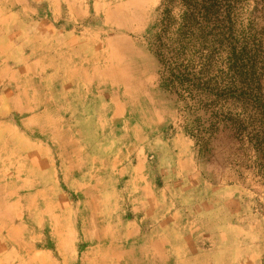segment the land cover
Returning a JSON list of instances; mask_svg holds the SVG:
<instances>
[{"label":"crops","instance_id":"crops-1","mask_svg":"<svg viewBox=\"0 0 264 264\" xmlns=\"http://www.w3.org/2000/svg\"><path fill=\"white\" fill-rule=\"evenodd\" d=\"M36 3L43 9L29 7ZM156 5L0 0V83L19 86L9 90L10 109L0 117L15 111L22 116L19 125L0 118V176L21 181L5 192L13 198L9 207L0 199V264H49L52 256L38 246H45L44 229L52 222L57 250L66 255L56 264H130L128 250L134 264H186L188 246H197L195 261L218 260L230 250L229 239L221 240L225 228L202 222L212 220V208L200 222L188 216L189 200L202 192L181 185L200 179L181 176L188 172L182 165L189 161L186 139L147 141L155 131L150 124L158 132L163 128L150 115L135 113L153 100L156 87L138 39ZM41 98L46 102L37 108L26 103ZM158 156L164 168L159 185L148 171ZM173 158L180 176H165L162 163ZM51 178L55 207L47 202ZM177 195L186 205L174 204ZM29 245L30 252L15 253Z\"/></svg>","mask_w":264,"mask_h":264},{"label":"rangeland","instance_id":"rangeland-1","mask_svg":"<svg viewBox=\"0 0 264 264\" xmlns=\"http://www.w3.org/2000/svg\"><path fill=\"white\" fill-rule=\"evenodd\" d=\"M156 2L148 28L144 35L138 38L147 52L142 59H145L156 78V87L151 91L153 100L143 102L136 108L135 113L139 116L150 115L151 120H156L157 125L161 124L159 128H163L158 132V127L150 124L155 127V131L145 134L148 136L147 141L175 138L174 142L180 144L178 137L186 139L189 161L188 164L182 165L184 169L187 167L188 172L181 176H199L200 179L192 182L183 181L181 185L183 189L192 186L201 189L202 192L199 199L195 197L191 199L192 201L189 200V206L193 209L188 216L190 218L194 216L200 222L205 213L208 211L210 213L212 208L213 215L206 214L212 216V220L202 222L208 226L224 227L226 234L223 235L225 238L221 239L222 243L226 239L231 242L230 250L217 257L218 260L212 256L195 261L192 253L197 246H188L190 258L186 264H264V141L263 161L250 142L254 137L253 130L260 127L259 120L262 118L258 120L259 116L255 115V110L261 105L256 99L251 98H244L243 101L241 98L239 99L241 102H238V96L225 89L232 80L223 62L225 59L217 50L215 40L219 32L216 21L208 24L207 29L204 28V35L200 31L189 33L185 5L183 6L180 0ZM238 4L237 12L240 17L237 30L249 31L253 27H250V22L256 19L254 29L256 31L264 29L262 23L264 13L251 15L256 6L253 1L240 0ZM29 7L34 11L43 9L40 3ZM259 68L264 94V66ZM18 88L19 86L0 83V114L10 109L8 96L12 93H9V90ZM45 102L43 98L38 102L26 101L33 108ZM0 118L16 125L22 120V116L16 111ZM82 121L84 122L83 119ZM259 129L264 131V120L263 129ZM179 144L177 146H180ZM159 158L158 156L151 159L148 166V171L153 173L152 176H157V185L161 183L160 176H164L162 174L164 168ZM162 164L168 169L165 176H180L178 159L173 158L170 164L166 162ZM50 180L49 189L53 185V178ZM18 185L20 187L21 181L17 180L16 176H0V199L7 200V207L13 198L11 195L6 196L5 192L16 190ZM173 187L174 190L179 189L177 184ZM204 193L206 197L203 202L201 198ZM48 196L50 197H47L48 204L55 207L56 192L50 189ZM184 200L177 195L174 204L186 205ZM156 206H159L158 201ZM50 225L56 226V223L52 222L44 229L46 244L38 247H44L50 257L52 256L53 260L49 264H56V260L66 262L62 258L66 255L60 254L62 252L59 253L57 250L56 228ZM36 231L32 230L33 233ZM4 234L5 230L0 229V238L5 237ZM220 246L226 247L224 244ZM27 247L19 246L15 253H20L24 248L26 250L21 253L30 252L34 245ZM206 249L211 250L208 247ZM128 251L127 257H132L130 264H134L135 253L133 250ZM117 263L123 264L121 261Z\"/></svg>","mask_w":264,"mask_h":264},{"label":"trees","instance_id":"trees-1","mask_svg":"<svg viewBox=\"0 0 264 264\" xmlns=\"http://www.w3.org/2000/svg\"><path fill=\"white\" fill-rule=\"evenodd\" d=\"M240 0H180L185 5L186 26L189 33L200 31L203 35L207 25L215 22L218 24L219 35L216 36L218 52L225 59L228 76H231V84L225 89L232 95L238 96V102L244 98L256 99L261 105L255 110L259 116L260 127L263 129L264 120V94L262 89V75L259 67L264 66V29L256 31L250 22L249 31L237 30L240 14L237 12ZM249 1V0H248ZM255 3L251 15L264 13V0H250ZM264 25V17L262 18ZM189 21V22H188ZM228 29V31H226ZM225 56V58H224ZM262 70V68H261ZM250 99V100H251ZM245 105V104H244ZM258 127L253 130V138L250 139L252 147L256 149L259 158L263 161L264 131Z\"/></svg>","mask_w":264,"mask_h":264}]
</instances>
